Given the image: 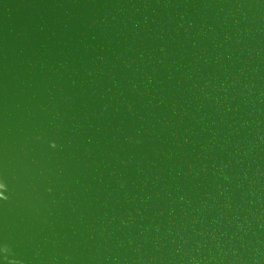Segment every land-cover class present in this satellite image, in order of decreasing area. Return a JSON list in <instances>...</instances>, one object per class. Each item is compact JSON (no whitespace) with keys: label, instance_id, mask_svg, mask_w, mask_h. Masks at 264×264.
Segmentation results:
<instances>
[{"label":"water","instance_id":"obj_1","mask_svg":"<svg viewBox=\"0 0 264 264\" xmlns=\"http://www.w3.org/2000/svg\"><path fill=\"white\" fill-rule=\"evenodd\" d=\"M0 264H264V0H0Z\"/></svg>","mask_w":264,"mask_h":264}]
</instances>
